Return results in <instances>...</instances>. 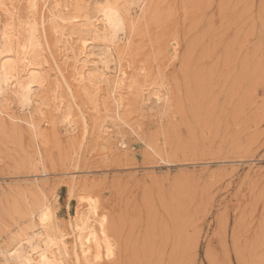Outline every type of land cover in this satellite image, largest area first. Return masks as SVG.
I'll return each mask as SVG.
<instances>
[{"label":"rangeland","instance_id":"1","mask_svg":"<svg viewBox=\"0 0 264 264\" xmlns=\"http://www.w3.org/2000/svg\"><path fill=\"white\" fill-rule=\"evenodd\" d=\"M14 1L24 16L27 0ZM110 1L66 2L62 14L77 17L60 27L73 44L82 34L88 48L102 45L81 18ZM130 8L120 108L127 124L116 120L110 95L116 70L98 90L73 83L70 67L59 78L54 22L40 28L45 51L31 60L47 98L33 113L38 129L15 98L1 101L0 264H13L1 253L36 231L47 207L51 231L66 241L62 262L73 264L69 224L79 208L87 212L86 200L94 205L88 225L98 231L101 221L114 251L105 258L91 246L88 264H264V0H144ZM12 47L0 61H17Z\"/></svg>","mask_w":264,"mask_h":264},{"label":"bare ground","instance_id":"2","mask_svg":"<svg viewBox=\"0 0 264 264\" xmlns=\"http://www.w3.org/2000/svg\"><path fill=\"white\" fill-rule=\"evenodd\" d=\"M69 1L70 0H42L41 3L38 4L37 0H27L26 13L24 16H20L19 13L22 11V9L19 12L17 3L14 0H0V54L2 55L5 50L9 51L10 49H13L12 46H17V48L19 49V51L17 50L18 51L17 53L19 54V55L17 54V61L15 59L16 57L14 58L15 60L13 59L14 61L9 60L7 58L2 59V61H0V115L5 113V110L2 109L3 106L2 104L4 103L3 98L4 96L9 95L18 101L21 109H27V111H29L30 119L27 120V123L35 130L38 129L39 126L33 118V113L35 111H39L41 113L40 111L41 103L38 100L43 98V97L41 98L43 94L41 95L40 93V89L43 86L42 84L43 76L40 67H38L40 65H36V63L34 64V62L31 60L33 58H34L33 60L35 59L38 60V57L44 54L45 51L44 43H42L40 39L41 35L39 36L40 28L42 27L43 28L42 30H45L47 23H49L48 25H50L54 22L52 25H50V27L51 30H53L55 37L57 38L55 42L57 43L58 41L56 46L53 45L57 49L58 58H52L51 62L54 63L53 65L55 67V71L59 76V78L68 79V77L65 75V71H67L66 67H70L69 69L71 71V74L69 77H71V81L73 83L75 82L76 85H82L81 87L87 86L88 89L92 87L94 90H98L99 84L106 82L108 78V74L111 71L116 70L118 73L111 80L112 89L110 95H112V98L116 105V111H115V114L117 115L116 120H118L119 123L121 122L123 124H127L124 118L120 115V108L122 107V100H123L121 90L123 87H125L126 80L128 78V72L122 63L123 51L125 50V48L128 49L127 47H129V42H130L129 36L127 35L128 25H127L126 16L128 14V11H130L131 6L136 5L140 7L144 3V0H111L109 3H107L104 6H102L103 4L101 6H97L95 15L85 14V16L81 18L84 20V24H85L84 27L87 25L88 31H91L93 35L96 36V38L101 39V42H103L101 46L98 45L97 47L91 46V49L88 47L93 42L90 43L88 39L85 38L83 39L82 34L79 35L81 37L78 38V41L76 43L78 47L76 48L75 47L76 45L73 44L74 41L71 42V39L73 37L67 34L62 28V25H64L67 22L68 23L71 22L72 25V22L77 17V16H72L70 18V17H65L64 16L65 14L64 15L62 14V12L70 10L68 9L70 6L68 5V3H66ZM76 3L77 1L75 2V4ZM74 8H76V6ZM2 17L5 18L4 22L2 21ZM81 22L83 23V21ZM129 22L130 21H128V23ZM60 24H62L61 27ZM20 29H22L23 31L21 32ZM53 32L51 34H53ZM85 33L87 34V32ZM131 36H132V31H131ZM45 45H47V49L50 51L49 52L50 56H52L54 52L53 51L54 47L52 48L51 45L46 43ZM56 49L54 48V50ZM19 63L20 64L24 63V65H26L25 68H27L28 65L29 67L27 69L28 71L24 72L26 77H24L23 76L24 74H22L21 71L18 70ZM67 85L70 89H72L71 82H68ZM42 91L45 92L44 94H46L47 92L45 90ZM51 92L53 97L52 95L50 96L54 98L56 102L53 99L52 101H54V104L56 103L57 106L61 108V105L63 103L62 100H57L58 96L56 90H51ZM97 93L99 94L100 92ZM153 96L157 101L163 100L162 95H160L159 93H154ZM49 98L50 97L48 96V100ZM1 101H3V103H1ZM37 102H39L38 109L35 108L31 112V107L33 106L34 103L37 104ZM49 102L50 101L46 103L51 104V102L50 103ZM44 108L45 107H43V109ZM43 109L41 110L43 111ZM47 109L50 108L48 107ZM40 113H38V116ZM6 114L9 113L6 112ZM9 117L10 118L13 117V119H15L14 116L12 117L9 116ZM86 201H87L86 204L87 212H94L93 203L90 200H86ZM81 208H79L80 211H77V215L75 214L76 217H74L73 222H70L69 224L72 232L71 241L73 243L72 244L73 246L71 248L72 250H74L73 264H83V262H86V264H88L86 258L88 257L92 248H95V250L98 251L104 249L106 251L105 258H111L114 255V251L112 249L109 240L105 239L107 235L103 229V224L101 223V221H99L100 230L98 231H96L95 226L90 227V225H88L89 217L87 215V212L84 213V211H82ZM47 209H42L39 213L37 212L38 210L37 211L34 210L35 212L38 213L36 214L37 222H38V227H36L37 228L36 231L33 232L30 231L32 232L30 236L28 235L18 239L15 242V244L12 245L11 248L7 249L6 251L4 250L5 253L4 254L1 253V254L3 255L5 261L11 262L13 264H65L64 262H62V260L63 258H65L64 256L67 252L65 247L66 241L63 238L64 235H62L60 231L56 230V234L53 233V231H51L52 227L50 225L51 222L52 225H54L53 224L54 221H51V217L49 215L51 211L49 213ZM30 212L32 211H29V213ZM27 229L29 230V227ZM91 246L92 248L90 249Z\"/></svg>","mask_w":264,"mask_h":264}]
</instances>
